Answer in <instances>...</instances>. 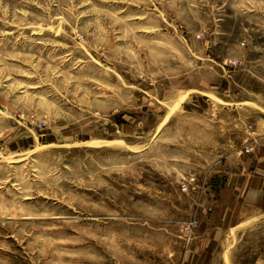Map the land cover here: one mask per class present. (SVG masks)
<instances>
[{
	"label": "rangeland",
	"instance_id": "374dc122",
	"mask_svg": "<svg viewBox=\"0 0 264 264\" xmlns=\"http://www.w3.org/2000/svg\"><path fill=\"white\" fill-rule=\"evenodd\" d=\"M258 2L0 0V264L198 253L227 144L264 121L207 90L230 70L264 96L241 72ZM225 226L211 264H264V212Z\"/></svg>",
	"mask_w": 264,
	"mask_h": 264
},
{
	"label": "crops",
	"instance_id": "0c3cea01",
	"mask_svg": "<svg viewBox=\"0 0 264 264\" xmlns=\"http://www.w3.org/2000/svg\"><path fill=\"white\" fill-rule=\"evenodd\" d=\"M256 26L251 31L250 24L247 25V34L244 36L247 60H244V68L241 72L248 79L256 78L264 83V11L262 13L260 0ZM222 74L219 81L211 84L207 90L211 94L223 93L227 99L220 101L224 105L257 104L264 106V96L251 93L253 90L244 83L238 85L235 81L234 71L226 70ZM234 86L239 87L237 90L239 94L232 91ZM240 92L242 93L240 94ZM197 94L199 95L190 97L191 103H196L199 99L205 101L204 98L207 97L205 91ZM247 94L250 96V100L244 97ZM255 99H260V101L254 102ZM207 103L208 108L213 106L212 101L207 100ZM225 116L226 129L230 131L232 127H228V122H233V116L232 118L228 117V114ZM241 141L238 146L237 143L236 145L234 143L227 144L228 149L225 152L230 156L225 161L226 179L223 184L217 187L214 195L215 200L212 202L217 213L209 215V220L212 219L214 228L205 227V230L203 229V237L205 239L207 236L206 240L202 241L200 249L196 250L198 252L196 255L195 253L191 254L192 257L187 264H211L210 255H212L219 234L223 233V225L230 226L242 218L257 216L258 212H264V121L263 124H258L256 131L251 133L247 130ZM248 148L253 151L249 155L244 152ZM212 222L210 221V225Z\"/></svg>",
	"mask_w": 264,
	"mask_h": 264
},
{
	"label": "built area",
	"instance_id": "2783aa9c",
	"mask_svg": "<svg viewBox=\"0 0 264 264\" xmlns=\"http://www.w3.org/2000/svg\"><path fill=\"white\" fill-rule=\"evenodd\" d=\"M248 150H249V149H246L245 152H247ZM250 150H252V149L250 148Z\"/></svg>",
	"mask_w": 264,
	"mask_h": 264
}]
</instances>
